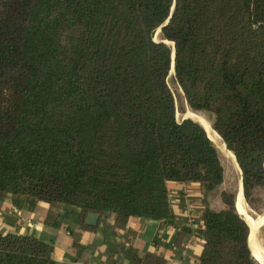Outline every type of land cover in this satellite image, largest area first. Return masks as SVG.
<instances>
[{"label": "trees", "instance_id": "trees-1", "mask_svg": "<svg viewBox=\"0 0 264 264\" xmlns=\"http://www.w3.org/2000/svg\"><path fill=\"white\" fill-rule=\"evenodd\" d=\"M173 63L258 209L264 0H0V193L75 205L83 217L112 212L121 227L130 217L175 226L171 183L199 184L206 196L225 168L204 127L177 119ZM223 199L222 210L206 202L199 264H260L236 195ZM52 259L46 241L0 232V264Z\"/></svg>", "mask_w": 264, "mask_h": 264}, {"label": "crops", "instance_id": "crops-1", "mask_svg": "<svg viewBox=\"0 0 264 264\" xmlns=\"http://www.w3.org/2000/svg\"><path fill=\"white\" fill-rule=\"evenodd\" d=\"M170 201L176 225L130 217L118 226L116 214H100L87 222L80 207L53 206L23 194L0 193V232L30 235L49 243L52 264H147L151 255L164 264H199L204 238L203 206L197 184L171 183ZM59 223V225H57Z\"/></svg>", "mask_w": 264, "mask_h": 264}, {"label": "rangeland", "instance_id": "rangeland-1", "mask_svg": "<svg viewBox=\"0 0 264 264\" xmlns=\"http://www.w3.org/2000/svg\"><path fill=\"white\" fill-rule=\"evenodd\" d=\"M155 38L158 40H160L162 38L160 32H156ZM170 43L173 46V43L172 42H170ZM169 85H170V87L174 93V97H175V101H176V116H177V119L179 121L190 118V116H188V112L193 111V112L199 113L201 115H204V117H206V119L208 121H210V123L213 125L214 121H213V117L210 113L200 111V110H194L188 104L182 88L180 87V85L178 84V82L174 78V72L173 71H171L170 76H169ZM217 150H218L221 162L225 168V179L221 185H219L213 191L209 192L206 196L203 193L202 187L199 184H197L196 188L198 191L200 190V195L202 198L200 203L203 206V209L206 207L207 203H208L209 207L214 209V210L225 209L227 207V205L223 199V194L224 193H234L236 195V192L238 190L239 181L242 178L241 169L239 171L237 169L236 165L234 163H232V161L230 159H228L223 154L221 155L218 148H217ZM260 196L263 199V202L259 203L258 209L254 208L245 198L246 207L248 210L247 214H249L248 217L251 219V221H254V222L256 220H258L259 217H261L264 214V193L261 192ZM56 204H53V206H56ZM236 207H237V211L239 213H241V215L244 216L245 212L242 211L243 209L239 203L238 196H237ZM244 218H245V216H244ZM263 222H264V220L260 223L259 227L263 224ZM259 227H258V231L255 235V238H256L257 242L261 245V247L264 249V224L260 228ZM250 237L252 238V244H253V242H254L253 231H252V234H250V236H249V241H250ZM253 249H254V252H253L254 256L256 257L257 261L259 262L260 258H259L258 253L255 250L254 245H253ZM259 263H261V261Z\"/></svg>", "mask_w": 264, "mask_h": 264}, {"label": "bare ground", "instance_id": "bare-ground-1", "mask_svg": "<svg viewBox=\"0 0 264 264\" xmlns=\"http://www.w3.org/2000/svg\"><path fill=\"white\" fill-rule=\"evenodd\" d=\"M170 45L172 46L171 43H170ZM188 116H190V118L192 117L193 119H195L197 122H199L202 125V127L205 128L208 135L210 136L212 141L215 143L216 147L219 149L220 154L221 155L223 154L228 159H230L232 161V163H234L236 165L237 169L240 171L239 165L236 161V157L234 156V154L230 150L227 149L226 144H224V141L222 140L221 136L213 128V125L210 123V121H208L206 119V117H204V115H201V114L193 112V111H189ZM237 193H238L237 196L239 198V203L243 209L242 211L245 212L244 213L245 219L252 228L250 234H252V231H253V237H254L253 245L255 247L256 252L259 255L261 263L264 264V249L261 247V245L257 242V240L255 238V235L258 231V227H259L260 223L264 220V214L261 217H259V219L256 220L255 222L251 221V219L248 217L249 214H247L248 210L246 207V202H245V197H244V193H243V187H242V181L241 180L239 181V184H238Z\"/></svg>", "mask_w": 264, "mask_h": 264}, {"label": "water", "instance_id": "water-1", "mask_svg": "<svg viewBox=\"0 0 264 264\" xmlns=\"http://www.w3.org/2000/svg\"><path fill=\"white\" fill-rule=\"evenodd\" d=\"M168 22V21H167ZM161 31V28H159V30L157 31V32H160ZM156 39V38H155ZM156 40H158V39H156ZM163 42H165V43H167V44H169V40H162ZM173 50L175 51V46H174V43H173ZM171 71H173L174 72V74H175V66H174V63H173V66H172V69H171ZM171 73V72H170ZM191 119H193V118H191ZM193 120H195V119H193ZM196 121V120H195ZM205 129V128H204ZM207 132V131H206ZM226 144V143H225ZM227 146V145H226ZM241 175H242V171H241ZM241 180H242V187H243V179L241 178ZM243 193H244V189H243ZM236 203H237V192H236ZM241 214V213H240ZM99 217H100V214L99 213H96V212H89L88 213V216H87V222L88 223H90V224H96L97 223V221H98V219H99ZM264 224V223H263ZM262 224V225H263ZM261 225V226H262ZM260 226V227H261ZM249 227H250V225H249ZM259 227V228H260ZM250 233H251V228H250ZM248 244H249V239H248ZM252 251V250H251ZM252 254H253V252H252ZM254 255V254H253ZM256 258V257H255ZM260 262V261H259ZM261 264V263H260Z\"/></svg>", "mask_w": 264, "mask_h": 264}]
</instances>
